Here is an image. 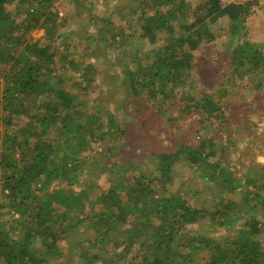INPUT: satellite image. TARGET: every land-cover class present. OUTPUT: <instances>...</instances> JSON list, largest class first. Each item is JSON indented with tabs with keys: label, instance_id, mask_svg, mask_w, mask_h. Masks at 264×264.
<instances>
[{
	"label": "trees",
	"instance_id": "obj_1",
	"mask_svg": "<svg viewBox=\"0 0 264 264\" xmlns=\"http://www.w3.org/2000/svg\"><path fill=\"white\" fill-rule=\"evenodd\" d=\"M60 1L0 0V264H264V4Z\"/></svg>",
	"mask_w": 264,
	"mask_h": 264
},
{
	"label": "rangeland",
	"instance_id": "obj_2",
	"mask_svg": "<svg viewBox=\"0 0 264 264\" xmlns=\"http://www.w3.org/2000/svg\"><path fill=\"white\" fill-rule=\"evenodd\" d=\"M90 1L97 2V1H100V0H90ZM239 1L240 2H245V1H248V0H222L223 3L228 4L227 5L228 7H227V9H223L220 13H218L217 15H215L213 17V19H212V25H213V27L215 29H217L218 25L221 24V23H223V22L226 23V24L231 22V20L233 18V5L236 4ZM258 1L261 4H264V0H258ZM60 2H61L60 5H62V6L66 5L67 9H69L70 5H68V0H61ZM88 2H89V0H88ZM255 8H256L255 6H252V10H256ZM70 9H72V8L70 7ZM83 9H85V7H83ZM257 9H259V8H257ZM68 13H69V11H68ZM247 26L251 30L252 29H255L256 33H254L253 35H254V37H256V41L260 42L263 45V47H264V13L261 12L257 17H250L248 19ZM85 34L88 35L89 34V31H86ZM253 35H252V39L255 40V38L253 37ZM83 36H85L84 35V32H83ZM134 50H136L137 53H141L143 49L136 48ZM134 50L129 49L127 52H123V54L119 53V51L116 50V51H114V53L117 55L118 58L119 57H122L124 60H127L129 58V56L130 57L133 56ZM224 69L228 70V64L224 66ZM249 82H250L249 80H246V79L244 80V83L247 84V85L249 84ZM248 88H249V90L255 89V85L250 84L248 86ZM247 95H250V94H247ZM263 97L262 96L258 97L256 99V101H259V102L262 101L263 100ZM263 106H264V104H263ZM263 106H262V109H263ZM252 118H255V117H252ZM150 129L152 131H150ZM149 134L151 135V138H148V135ZM132 136H134L137 139H143V140H145L146 142H148L149 145L152 144V142L154 141L155 144H156V142H158L157 146H159V145L160 146L161 145L164 146V143L162 141H160V135H159V133L156 131V129L153 126H150V125L147 126V127L145 126L143 128H140V129L136 130L132 134ZM251 137H252V133L249 135V138H248V141L250 143L252 142ZM262 146L264 147V141L263 142H259V145L255 144V147H262ZM150 148L152 149L153 147H150ZM263 151H264V149L256 148L255 149V152L254 151L253 152L257 156V158H256L257 161H260V162H262L264 164V152ZM235 160H237L236 161V163H237L238 162V154L236 155ZM151 165H149V166H151ZM146 166H148V165H146ZM178 171H177L178 172V174H177L178 177L177 178H180L179 175H182L184 177H188L191 174L190 171L187 170V169L185 171H181V170L178 169ZM243 171H244V167L239 166V164H235V167H232L231 170L228 171V173L229 174L232 173L236 178H238V177H240V175L242 174Z\"/></svg>",
	"mask_w": 264,
	"mask_h": 264
},
{
	"label": "built area",
	"instance_id": "obj_3",
	"mask_svg": "<svg viewBox=\"0 0 264 264\" xmlns=\"http://www.w3.org/2000/svg\"><path fill=\"white\" fill-rule=\"evenodd\" d=\"M251 140L259 142L264 141V115L260 119L257 129L252 133Z\"/></svg>",
	"mask_w": 264,
	"mask_h": 264
}]
</instances>
